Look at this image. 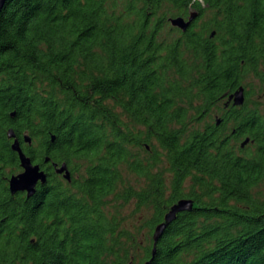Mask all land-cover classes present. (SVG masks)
Here are the masks:
<instances>
[{
    "label": "trees",
    "instance_id": "trees-1",
    "mask_svg": "<svg viewBox=\"0 0 264 264\" xmlns=\"http://www.w3.org/2000/svg\"><path fill=\"white\" fill-rule=\"evenodd\" d=\"M263 93L264 0H6L0 264H264ZM10 128L47 174L32 196Z\"/></svg>",
    "mask_w": 264,
    "mask_h": 264
},
{
    "label": "water",
    "instance_id": "water-1",
    "mask_svg": "<svg viewBox=\"0 0 264 264\" xmlns=\"http://www.w3.org/2000/svg\"><path fill=\"white\" fill-rule=\"evenodd\" d=\"M5 1L6 0H0V10L2 9ZM197 15L198 12L192 9L189 11V16L187 18H184L182 16L171 17L169 18V22L173 27H177L184 31L191 23V21L196 18ZM244 100V88L243 86H239L236 90L228 95L227 104L232 102L233 105L238 106L242 105L244 103ZM8 137L12 139L11 149L17 153L21 167L20 172H18L17 174H12L9 177V191L11 194L25 192L27 196H32L36 192L37 184L39 182L41 184H44L46 182L47 174L39 163H34L33 160L22 150L20 141L18 140V138H16V135L11 128L8 130ZM23 141L27 144L32 143L31 137L27 134L23 136ZM248 141L249 138H246L243 142H241V147H243ZM48 159L49 158H46L45 161H47ZM52 167L55 173L62 174L64 179L70 181L71 171L68 168L66 162H62L60 164H58L57 162H52ZM193 205L194 202L190 198L179 199L173 205H171L164 216L163 222L159 223L155 227L153 233V256L155 254L156 242L163 233L166 226L176 218L177 213L185 210H191L193 208ZM150 261L151 260L147 261L145 264H149Z\"/></svg>",
    "mask_w": 264,
    "mask_h": 264
},
{
    "label": "rangeland",
    "instance_id": "rangeland-1",
    "mask_svg": "<svg viewBox=\"0 0 264 264\" xmlns=\"http://www.w3.org/2000/svg\"><path fill=\"white\" fill-rule=\"evenodd\" d=\"M126 1H128V0H126ZM192 10V9H191ZM207 17H208V13L206 12L205 14H203V16H198V17H196V27L198 28L206 19H207ZM169 22V21H168ZM171 24H170V22H169V24L167 25H165L164 27H163V31H162V33H161V37H165V38H167V39H169V38H172V37H174L175 35H176V32L174 31V30H171ZM250 82L253 84V87H254V89H255V91H254V95H252V99H255L256 97L258 98V99H260L261 97H258L259 96V94H260V90H259V88L257 89V85H258V83H257V81L255 80L254 81V79L252 78L251 80H250ZM264 94V93H263ZM25 135V134H24ZM23 135V136H24ZM28 135V134H27ZM12 140V139H11ZM19 140V139H18ZM20 141V140H19ZM20 144H21V142H20ZM21 168V167H20ZM54 170V169H53ZM21 171V170H20ZM19 171V172H20ZM18 173V172H17ZM17 173H15V174H17ZM9 179V178H8ZM38 184H41L40 182L38 183ZM37 184V185H38ZM260 192L264 195V183L260 186ZM194 202V201H193ZM137 217H138V219L139 218H142V216L140 215V214H138L137 215Z\"/></svg>",
    "mask_w": 264,
    "mask_h": 264
},
{
    "label": "flooded vegetation",
    "instance_id": "flooded-vegetation-1",
    "mask_svg": "<svg viewBox=\"0 0 264 264\" xmlns=\"http://www.w3.org/2000/svg\"><path fill=\"white\" fill-rule=\"evenodd\" d=\"M57 176H58L59 179L66 180V179L63 178V175L62 174H57ZM71 177H72V175H71ZM71 177H70V181H71Z\"/></svg>",
    "mask_w": 264,
    "mask_h": 264
}]
</instances>
